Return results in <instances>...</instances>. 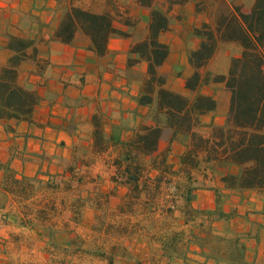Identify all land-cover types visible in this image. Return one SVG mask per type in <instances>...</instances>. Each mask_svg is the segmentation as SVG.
<instances>
[{"label":"crops","instance_id":"0c3cea01","mask_svg":"<svg viewBox=\"0 0 264 264\" xmlns=\"http://www.w3.org/2000/svg\"><path fill=\"white\" fill-rule=\"evenodd\" d=\"M81 1L0 0V68L12 55L7 48L10 37L33 40L36 54L32 55V49L27 51L16 81L39 95L31 122H9L13 130H6L7 122L0 121V183L4 178L2 166L8 165L16 178L33 180V198L44 200L33 213L21 198L1 209L0 264H27L29 259L33 264H59L54 261V248L65 252L61 264H67L66 259L109 264L105 257L117 244L125 246L128 254L115 256L112 264H227L207 258V253L195 244L193 236L199 222L210 223L219 234L229 233L231 237L257 233L254 240L241 239L246 246L245 259L264 264V197L256 191L226 189L221 178L228 172L235 173L234 167L210 171L201 162L187 172L180 163L185 146L180 140H171L170 135L164 136L165 129L153 155L155 158L163 149L168 150L165 162L170 171L148 167L145 178L152 193L164 191L167 185L165 197L171 201L167 206L153 201L148 209L141 202L147 198L143 192L141 203L131 211L125 208L129 190L113 182L114 162L122 157V144L131 141L140 124L162 128L166 111L159 110L153 120L151 108L136 102L139 84L129 78L136 65H127L131 37L112 35L103 57L95 54L90 40L81 32L75 33L70 44L55 38L65 11ZM139 11L145 10L139 7ZM114 26L127 33L123 24L115 21ZM175 29L159 37L168 46L169 54L158 71L167 89L190 97L185 88L192 73L187 51L195 49L199 39L197 44L186 47V34L191 40L196 38L192 30ZM139 64L144 73L146 65ZM179 67L181 74L173 73ZM212 86L224 88L222 84H212L203 92ZM224 90L223 104L207 93L213 95L217 105L215 111L201 117L199 130L204 136H208L212 125H223L226 120L230 93ZM129 115H133V121L125 126L123 120ZM95 122L100 124L103 149H97ZM157 179L160 182L156 189ZM187 189H192L191 207L211 212L210 216L187 220L183 200ZM64 196L77 197L81 203H68ZM171 205L176 209L172 215L175 227L170 230H182L181 243L186 242L188 247L179 254L167 253L162 245L165 238L149 230L167 215ZM74 238L82 244H96L98 253L84 245L70 252Z\"/></svg>","mask_w":264,"mask_h":264},{"label":"trees","instance_id":"16d2710c","mask_svg":"<svg viewBox=\"0 0 264 264\" xmlns=\"http://www.w3.org/2000/svg\"><path fill=\"white\" fill-rule=\"evenodd\" d=\"M217 1L219 9L216 13L209 15V20L194 27L191 32L199 43L187 53L192 73L185 81V88L190 91V97L165 87V79L158 70L165 62L169 48L159 37L171 28L174 7L192 3L193 13L201 15L206 13L205 0H136L138 6L147 10L144 26L140 28L138 20L130 24V18L122 23L144 33L131 46L127 59L129 67L139 63L146 65L136 102L139 106L151 108L153 120L157 118L159 110L166 111L162 128L140 124L131 141L122 144V157L114 162L116 172L113 182L128 187L124 206L129 211L141 202L149 209L154 201L156 190L152 193L145 178L147 171L143 158L155 153L164 129L170 131L171 140H180L185 146L180 163L187 172L197 168L201 162L210 171L234 167L235 173L228 172L222 176L224 187L231 191H256L264 197V0H254L248 11L227 0ZM115 14L106 9L95 12L72 5L65 11L55 38L61 43L70 44L75 33L81 32L90 40L95 54L103 57L107 54V42L112 35L129 37L126 32L115 28L117 15L121 17L117 12ZM222 45L236 46L239 52L230 57L229 67L224 74L214 73L207 66ZM7 48L12 55L0 68V121L7 122L6 130H13L9 122H31L39 102L36 91L27 90L16 81L19 66L27 58V51L32 49L34 55L36 48L33 40L21 37H10ZM212 84H222L230 93L229 107L224 124L212 125L208 136H204L199 130L201 117L215 111L217 105L213 95L203 92L205 87ZM95 128L97 149H103L99 122H95ZM156 165L164 170L169 169L165 156L158 163L152 160L149 167L160 169ZM2 167L4 178L0 183V211L10 195L23 198L29 189L30 192L34 191L33 180L18 179L8 165ZM159 182L160 179H157L156 189ZM143 192L147 198L141 201ZM183 200L189 216L187 220H195L197 214L210 216L211 212H199L191 207L192 189H187ZM175 207L169 206L166 214L172 217ZM218 216L221 217L220 214ZM157 235L165 238L162 245L169 254H179L183 247L188 248L186 242L181 243L182 230L165 228ZM193 238L195 244L207 253L206 257L216 262L252 264L245 259L246 246L240 237L226 238L210 223L199 222ZM73 242L74 239L71 244ZM119 254H128V249L120 244L114 245L105 259L112 264Z\"/></svg>","mask_w":264,"mask_h":264},{"label":"rangeland","instance_id":"374dc122","mask_svg":"<svg viewBox=\"0 0 264 264\" xmlns=\"http://www.w3.org/2000/svg\"><path fill=\"white\" fill-rule=\"evenodd\" d=\"M229 3H231L232 5L235 6H241L243 11H248L249 10V6L251 5V3H253L254 0H232V1H236V4H233L232 1L227 0ZM104 2V3H102ZM206 4V13H203L201 15H195L193 13V5L192 3L187 4L184 7H174L172 9L171 12V27L173 26L174 29H169L172 32H175V28L181 29V30H186V32L189 30V28L192 30L194 27H198L202 24V22L206 21L207 19L209 20V15L213 16L216 11L219 9V2L217 0H205ZM79 6H82L83 8H87L90 9L92 11L95 12H102L103 10H108L111 11L112 14H115V12H117L119 15H121V17L117 15L116 18V22L119 23H123V21L126 18H130V24H134L137 20L140 22L139 23V27L140 26H144L145 23V15L147 14V10L144 9V12L139 11V7L138 4L136 3V0H82L81 4ZM205 8V7H204ZM116 15V14H115ZM126 27V26H125ZM127 28V34H129V37H131V46L133 45V43H135L136 41H138L139 39H141L144 35L143 31H140L139 29H133L132 27H126ZM141 28V27H140ZM168 30V31H169ZM184 38V37H183ZM197 38H194L191 40V38L189 37L188 34L185 35V45L186 47H191L193 44H197ZM131 48V47H130ZM192 50L189 49L187 51V53ZM239 52V49L236 46L233 45H222L221 47L218 48L216 55L214 56V58L211 60V62L208 64L207 69H209L210 71L214 72V73H221L224 74L228 67H229V62H230V57L232 55H237ZM143 66L141 67L140 64L136 65V71L135 73H130L129 74V78L131 80L132 83H134V81L136 83L139 84V88H140V79L142 76V70ZM182 70L181 68H174L173 69V73L175 74H181ZM207 93H211L214 96H216L218 98V102L220 104H223V93L225 92L224 88L219 87V86H212L210 88H208L206 90ZM133 121V115H129L126 119L123 120V125L128 126L131 125ZM164 136H169L170 135V131L169 130H165L164 132ZM168 150L163 149V151L161 153H159L158 155H150L147 159V157L145 158V165H146V171L148 170V167L150 166V163L152 162V160H155L156 163H158L160 161V159L162 157H166V152ZM158 165H156L157 167ZM163 172H169L170 169L164 170L160 165L158 166ZM53 182V180H52ZM27 184H29L28 182H26ZM34 184V190H35V186L36 184ZM53 184V183H52ZM51 184V185H52ZM168 186L164 185V191H160V193L155 194L154 197V201L155 204H165V206H167L168 202L171 201V199H167L165 197V195H167V193L169 192V190H167ZM30 190V189H29ZM27 191L25 193V197L21 198L23 201H26L27 203V208L28 210L31 211V213H33V210H36L37 207L41 206L44 203L43 199L40 198H33L32 196V192ZM14 194V193H13ZM64 198L66 199V202L68 203H73V204H80V199L77 197H66L64 196ZM15 200L14 195H10L5 203H11V201ZM199 216V214L195 215L194 219H197ZM175 218L169 215H166L164 218L161 219V221H159V223L157 225H151L150 227V231L156 234H161L162 232H164L165 228H172L173 225L175 227V224H173V220ZM159 220V219H158ZM151 223H154V220H151ZM172 225V226H171ZM223 235V234H222ZM225 235V234H224ZM258 236L257 233H249L247 235L243 234L240 237V239H256ZM226 238L231 237V235L228 233L225 235ZM72 248L70 249V252H74V250L82 247L83 245L86 246V248H89L90 250H98L97 249V245L96 244H92V243H86V244H82L79 239L74 238V242L72 244ZM220 251L223 249H219ZM225 250V249H224ZM254 250V248L252 249ZM53 252L55 253V259L54 261L56 263L61 264L63 262V260L61 261L62 256L64 255V251L60 248H54ZM27 264H33L31 259H29V261H26ZM65 262L67 264H93V262H91V260H82V262L79 261H74V260H69L66 259ZM11 264H16L14 261L11 262Z\"/></svg>","mask_w":264,"mask_h":264}]
</instances>
